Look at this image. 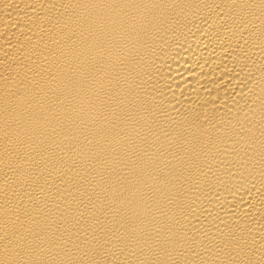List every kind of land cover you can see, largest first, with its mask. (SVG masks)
I'll use <instances>...</instances> for the list:
<instances>
[{
  "label": "bare ground",
  "instance_id": "6f19581e",
  "mask_svg": "<svg viewBox=\"0 0 264 264\" xmlns=\"http://www.w3.org/2000/svg\"><path fill=\"white\" fill-rule=\"evenodd\" d=\"M0 264H264V0H0Z\"/></svg>",
  "mask_w": 264,
  "mask_h": 264
}]
</instances>
